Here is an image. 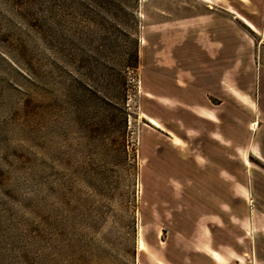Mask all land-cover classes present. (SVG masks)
<instances>
[{
  "label": "rangeland",
  "instance_id": "obj_1",
  "mask_svg": "<svg viewBox=\"0 0 264 264\" xmlns=\"http://www.w3.org/2000/svg\"><path fill=\"white\" fill-rule=\"evenodd\" d=\"M263 69L264 0H0V264H264Z\"/></svg>",
  "mask_w": 264,
  "mask_h": 264
},
{
  "label": "crops",
  "instance_id": "obj_2",
  "mask_svg": "<svg viewBox=\"0 0 264 264\" xmlns=\"http://www.w3.org/2000/svg\"><path fill=\"white\" fill-rule=\"evenodd\" d=\"M223 0H212V3H215V2H221ZM244 2L248 1V0H242ZM230 11L232 12H236V10L232 7L229 8ZM238 16H241V18L244 20V21H247V23L251 26L252 24L251 23H254L252 22L251 20H249L247 17H245L244 15H239L237 14ZM255 24V23H254ZM253 27V26H252ZM264 80V69L262 70V74L260 72V86H261V91H260V94H259V103H258V119L259 121L263 118L264 119V90H263V86L261 85L262 82ZM211 110V109H210ZM205 117V116H204ZM260 139V138H259ZM259 143L260 140L258 141V147H257V154L259 155L258 158L262 159L264 161V157H263V154L261 152L262 150V147L259 146ZM264 144V143H263ZM262 144V146H264ZM264 149V148H263ZM227 252V251H226ZM216 262V261H215ZM217 263V262H216ZM218 264V263H217Z\"/></svg>",
  "mask_w": 264,
  "mask_h": 264
},
{
  "label": "bare ground",
  "instance_id": "obj_3",
  "mask_svg": "<svg viewBox=\"0 0 264 264\" xmlns=\"http://www.w3.org/2000/svg\"><path fill=\"white\" fill-rule=\"evenodd\" d=\"M234 91V93H235V95L236 96H238L239 98H242V99H245L246 97L244 96V95H242L241 93L242 92H239V91H237V90H233ZM253 104V103H252ZM255 124H256V121H255ZM257 150V149H256ZM255 150V151H256ZM255 156H259L258 154H257V151H256V153H255ZM212 254L214 255V256H216V257H219L220 255L218 254V253H216V251H213L212 250Z\"/></svg>",
  "mask_w": 264,
  "mask_h": 264
}]
</instances>
